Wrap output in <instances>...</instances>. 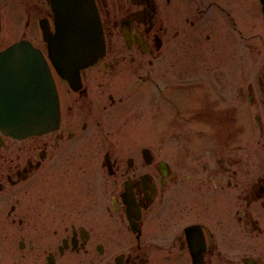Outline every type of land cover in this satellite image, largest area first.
I'll use <instances>...</instances> for the list:
<instances>
[{
    "label": "flooded vegetation",
    "instance_id": "flooded-vegetation-1",
    "mask_svg": "<svg viewBox=\"0 0 264 264\" xmlns=\"http://www.w3.org/2000/svg\"><path fill=\"white\" fill-rule=\"evenodd\" d=\"M93 2L102 55L72 84L48 61L57 127L22 138L0 130V218L13 246L7 264H264V0ZM53 31L50 0H0L7 42L0 50L25 41L47 59L44 36ZM254 49L258 67L235 65ZM178 52L183 81L153 90L151 102L161 120L185 123L182 130L164 141L154 130L146 144L119 151L105 140L93 152L91 129L124 101L109 83L130 90L132 75L148 69L154 82ZM249 105L260 111L259 146L240 158L220 136L231 117L236 123V107ZM239 123L251 139L252 126Z\"/></svg>",
    "mask_w": 264,
    "mask_h": 264
},
{
    "label": "water",
    "instance_id": "water-1",
    "mask_svg": "<svg viewBox=\"0 0 264 264\" xmlns=\"http://www.w3.org/2000/svg\"><path fill=\"white\" fill-rule=\"evenodd\" d=\"M50 4L55 32L45 36L49 59L72 83L78 70L103 52L97 11L92 0H50ZM37 51L19 41L0 52V130L15 137L52 130L59 122L55 85Z\"/></svg>",
    "mask_w": 264,
    "mask_h": 264
},
{
    "label": "rangeland",
    "instance_id": "rangeland-1",
    "mask_svg": "<svg viewBox=\"0 0 264 264\" xmlns=\"http://www.w3.org/2000/svg\"><path fill=\"white\" fill-rule=\"evenodd\" d=\"M5 32H7V22L4 23V27L2 29V33ZM253 39L255 40L256 38L254 37ZM4 42H6V40L1 39L0 37V44ZM180 54L181 52H178L177 55H173L174 57L172 59L166 60V62L162 64L161 67L164 73L157 75V79H155L154 81L156 82L155 84L150 79L152 73L151 71H149V69L144 72L141 71V75H138L137 73L135 75H132V80L131 77H129V80L133 82V86L130 90L120 88L121 85H119L118 79L116 82L113 81L109 83V91H112L114 94L118 92H124L121 93L124 101L121 104H117V106L113 108V110H111V113L108 116L109 119L107 123L105 122L103 125H101L102 127H93L91 129V131L93 130V142L91 145V147H93V152L94 147L105 146V140L108 141L107 143L109 148L113 146L119 151L118 148H124L127 145L133 143L146 144V142L149 140V136L154 130L160 131L159 137L163 141L164 138L166 139V132L182 130V128L185 126V123H183L181 120L172 122L161 120L158 116H156V111L153 112L154 107L152 106L153 103L151 102V92L153 90L158 94L163 93L165 91L164 88H166L167 85H179L183 81L184 64L182 57H180ZM261 61L262 58L258 57L257 50L254 49L251 58L237 57L235 60V65L239 67L241 66L240 63L242 62V64L246 65L247 67L249 66L256 68L260 65ZM209 78L211 80L212 76ZM198 98L200 99V101H203L201 90L198 94ZM244 103L245 102H242L241 105H243ZM236 108V123L234 122V119L232 117L230 119L229 117L226 118L230 121H227L228 125L226 124V126L222 128L223 130L227 131L221 134L220 144L221 147L227 146L234 149V152L237 154V156L243 158L245 157L246 150L252 149V151H255V149L259 146L255 141L258 138L255 125V116L259 115L260 111L258 107L250 105L246 106L245 108ZM240 108L242 110H240ZM226 109L228 110V107ZM213 115L215 117L220 116L221 120L223 119V114L219 115L218 112H214ZM240 120H243L244 122H247L250 126H252L253 131L251 139L244 138L242 133V126L239 123ZM221 123H223V120L221 121ZM194 124L195 123L191 122L189 126L192 127L194 126ZM100 140L102 141L103 145L100 143ZM165 145L167 144L162 142V146ZM74 146L80 145L75 144ZM92 158L94 163H97L98 160H100L96 153L93 154ZM67 182L72 183V181ZM52 185H54V183L51 180L48 184L45 185L47 194H54ZM6 226H8V224L5 223L3 218H0V264H7V261H9L7 254L9 250L13 248V246H11L10 244L11 240L9 238V235L5 231ZM47 226L53 227L51 223L47 224ZM50 230L51 228H49L48 231ZM31 231L32 230H29L28 234H30ZM14 236L15 235H12V237ZM30 236H32V234H30ZM35 237H38L37 241L42 242V235H35ZM14 243H16V241ZM16 264H18V262Z\"/></svg>",
    "mask_w": 264,
    "mask_h": 264
}]
</instances>
